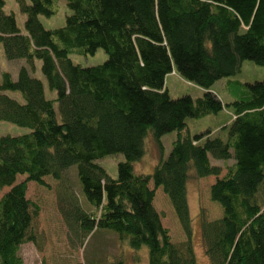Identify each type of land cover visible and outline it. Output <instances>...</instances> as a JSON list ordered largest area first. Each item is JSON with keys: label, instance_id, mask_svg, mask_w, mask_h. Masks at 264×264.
<instances>
[{"label": "trees", "instance_id": "obj_1", "mask_svg": "<svg viewBox=\"0 0 264 264\" xmlns=\"http://www.w3.org/2000/svg\"><path fill=\"white\" fill-rule=\"evenodd\" d=\"M17 1L26 33L0 0V44L8 60H25L28 68L17 81L2 76L0 122L30 133L0 138V188L11 189L0 201V264H25L20 248L36 242L39 207L28 199L27 183L61 182L72 166L91 205L84 208L73 193L60 197L61 214L78 236L110 231L134 251L147 248L148 264H198L188 183L210 176L216 178L210 199L224 211L210 221L201 213L210 264H264V80L245 85L232 104L210 91L244 61L264 65V0H67L66 26L49 31L39 17L54 16L59 0ZM99 49L108 55L102 65L70 59L72 52L94 56ZM36 61L56 100L32 76ZM175 72L206 90L204 96L171 97L165 81ZM225 106L233 113L226 140L190 134L187 119L217 115ZM174 131L179 137L164 158L161 140ZM149 134L161 160L152 175L140 176L134 164ZM120 153L126 161L113 179L98 162ZM212 158L234 164L222 176ZM151 182L172 202L185 242L174 243L163 227Z\"/></svg>", "mask_w": 264, "mask_h": 264}, {"label": "rangeland", "instance_id": "obj_2", "mask_svg": "<svg viewBox=\"0 0 264 264\" xmlns=\"http://www.w3.org/2000/svg\"><path fill=\"white\" fill-rule=\"evenodd\" d=\"M5 13L15 14L19 29L23 34L26 33V15L20 10L17 0H5ZM58 12L52 17L40 16L46 30L60 29L66 26V19L71 15L67 8V0H59L57 5ZM92 55H79L73 53L70 55L72 63L82 67H95L102 65L108 58L106 52L102 49ZM37 66L33 77L43 82L45 93L50 100L57 99V93L50 90L48 81L42 72V62L36 61ZM27 66L25 60H8L5 56L4 46L0 44V82L4 74H10L14 80H18L19 71ZM240 71L230 77L222 78L211 88L225 105L232 104L245 95V85L264 80V65H257L253 61L242 62ZM166 87L171 97L182 98L191 96L193 99L204 96L206 90L191 84L179 76L177 72L171 73L166 77ZM18 101H23L21 94L9 93ZM59 111L58 104L54 105ZM233 119V113L230 107H226L217 113V115H208L201 119H187L188 130L195 137L197 134L211 133L212 138L227 139V131L224 130ZM30 133L28 129L18 127L14 124L0 122V138L3 136H21ZM178 132L174 131L163 135L161 143L164 150V158L168 157L173 150L174 142L178 139ZM145 154L142 160L134 164V170L137 175H152L155 167L159 164L161 158L160 149L157 143L149 134L145 142ZM123 154L110 155L99 159V164L108 172L113 179L118 177V165L125 162ZM212 165L222 167V176H225L234 160L229 162L216 161L211 159ZM221 176V177H222ZM188 183V201L190 204L191 219L193 222L194 233V251L197 256L198 264H210L209 258L205 252V246L202 242L200 217L202 211L207 219L215 220L221 217L224 211L210 199V187L216 178L195 179L191 177ZM26 176L20 177L17 183H24ZM27 197L39 210L33 224V233L35 243H27L20 248V254L25 264H113L114 261L123 259L127 264H148V249L134 251L128 246V243L121 242L114 232L100 231L92 234L88 239L78 236L68 228L64 217L61 214V199L63 195L73 193L77 198L80 197L84 208L88 209V204L84 195H81V184L77 173V166L68 169L64 180L59 182L52 178H45V186L36 182H28ZM264 187V186H263ZM151 190L155 191L154 207L161 215L163 227L169 231L174 243L179 244L187 239L179 223L176 212H174L172 202L161 188H155L153 182L150 183ZM10 188H0V201L2 196L8 193ZM68 196V195H67ZM260 198L264 199V188L260 193Z\"/></svg>", "mask_w": 264, "mask_h": 264}]
</instances>
